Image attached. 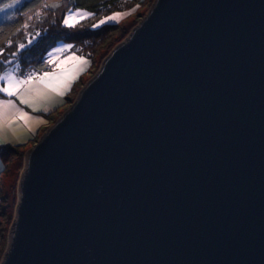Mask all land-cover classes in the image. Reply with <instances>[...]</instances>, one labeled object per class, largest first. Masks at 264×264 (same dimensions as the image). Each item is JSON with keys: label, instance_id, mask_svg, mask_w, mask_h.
<instances>
[{"label": "water", "instance_id": "obj_1", "mask_svg": "<svg viewBox=\"0 0 264 264\" xmlns=\"http://www.w3.org/2000/svg\"><path fill=\"white\" fill-rule=\"evenodd\" d=\"M16 195L0 264H264V0H154Z\"/></svg>", "mask_w": 264, "mask_h": 264}, {"label": "trees", "instance_id": "obj_2", "mask_svg": "<svg viewBox=\"0 0 264 264\" xmlns=\"http://www.w3.org/2000/svg\"><path fill=\"white\" fill-rule=\"evenodd\" d=\"M121 1L122 0H60L59 7H49L45 9L48 13L47 15H42L40 19H35V14L42 5L35 3V0H20V3L17 4L14 9H9L7 12L0 13V28L5 29L3 38L0 40V47H3L9 38L13 39L15 42L22 41L27 44L28 37L26 31L22 28V24L25 22L29 24V29L27 31H30L33 35L39 32L40 35L37 36L31 44H27L16 57L8 55L15 50V43L12 47L5 48L6 55L4 58L11 59L12 64H0V70L18 64L21 72L34 69L40 71V69L46 65L44 61L47 58L49 50L59 42L71 43L73 48L70 51L83 55L93 62L97 54L103 50L108 52L117 41L125 36L126 32L117 27L116 24H106L97 29H91L85 24H79L75 28L70 29L61 24L62 17L64 13L71 8H81L96 13L97 15L107 13L121 8V6H123L121 5ZM140 1L141 0H139V2ZM6 2L7 0H0V3ZM9 12L16 13L13 20L5 19ZM53 12H55L54 15ZM30 15L33 16L34 19L28 21L27 18ZM18 28L21 29V31L13 35ZM65 98L66 100L70 99L68 97ZM44 116L51 117L52 113L44 114ZM53 117L55 118V116ZM52 123L53 122H51V124ZM37 137L38 136L30 140L31 145ZM23 146L24 144H17L0 147V158L4 165L5 174L8 172V164L14 158H20L23 161V154L25 151L22 148ZM3 194L1 189L0 206L2 201L6 202V196ZM2 217L6 226H10L13 219V212H6L4 208H0V218ZM2 228L3 227L0 226L1 238L3 237L2 234L5 229Z\"/></svg>", "mask_w": 264, "mask_h": 264}, {"label": "snow or ice", "instance_id": "obj_3", "mask_svg": "<svg viewBox=\"0 0 264 264\" xmlns=\"http://www.w3.org/2000/svg\"><path fill=\"white\" fill-rule=\"evenodd\" d=\"M20 0H7L6 3H0V13L7 12L9 9H14ZM35 3L42 5V7L36 12L35 19H40L42 15L48 13L45 9L49 7H59L60 0H35ZM138 7V5H137ZM55 12H53V15ZM96 13L83 10L81 8L69 9L62 17L61 24L67 28H75L81 22L87 20L89 17L94 16ZM23 15V14H21ZM123 15L121 13H113L112 15L106 16L101 19L98 23L91 25L93 28L101 27L105 24H111L118 22V18ZM16 16L15 12H9L5 19L13 20ZM28 21L34 19L33 16H28ZM22 28L26 31L27 44H31L37 36L40 35L36 32L34 35L27 31L29 24L27 22L22 24ZM5 29L0 28V40L3 38ZM21 29H17L16 35ZM15 43V50L10 54L11 57H16L27 44L25 42H15L9 38L3 47H0V64L9 65L12 64L11 59H5V48L12 47ZM72 45H64L62 49H53L48 54L49 58H46L44 63L51 64L58 60L56 53H62L66 49H72ZM68 61H72L68 64ZM89 63L87 58L77 56L73 53L71 56H67L64 60H59L56 63V68L49 71L47 69L41 71L21 72L19 65L15 64L12 67H5L0 70V94H3V98L0 97V140L4 133V126L10 121L19 119L27 123L29 119L33 117L27 111L17 106L12 97L19 100L21 105H25L32 109L34 112H39L41 109L37 108L36 105L43 103H50L56 98H60L62 101L63 96L66 94V90L69 88L70 82L73 81L80 71L83 70L84 65ZM59 69V70H57ZM51 109H43L47 112ZM39 119V117H36Z\"/></svg>", "mask_w": 264, "mask_h": 264}, {"label": "rangeland", "instance_id": "obj_4", "mask_svg": "<svg viewBox=\"0 0 264 264\" xmlns=\"http://www.w3.org/2000/svg\"><path fill=\"white\" fill-rule=\"evenodd\" d=\"M153 1L154 0H141L139 2V0H122L121 5H123V6H121V8H118L116 10H113V11H110L107 13H102L99 15L95 14L94 16L89 17L87 20L81 22L80 24H85V25H87V27H90L91 29H97V28L91 27V25L98 23L101 19H103L106 16L112 15L113 13L123 14L118 18V22L111 23V24H116L117 27H119L120 29H123L126 32L125 36L121 40L117 41L112 46V47H114L116 44L120 43L127 36V34L131 31V29L133 27H135L143 19L145 14L148 12L150 6L152 5ZM137 5H138V7H137ZM71 9H75V8H71ZM89 12H91V11H89ZM69 44L72 45L71 43L59 42L49 50L48 54L50 52H52L53 49H62L64 45H69ZM70 50L71 49H66L62 53H56L55 55L58 57V60L56 62L51 63V64H46L43 68L40 69V71L42 72L45 69L51 71V70L55 69L56 63H58L59 60H64L65 57L71 56L73 53H75V52L70 51ZM108 52L103 50L102 52H100L99 54H97L94 57L93 62L87 58L89 63L84 65L83 70L80 71L79 73H77L75 79L70 82L69 88L66 90V94L63 96V100H64L63 101L64 102L63 107L58 109V111L53 113L52 116L49 118L44 116L45 118H47V120L44 119V120H46V124H45V126L39 127V134H37L38 137L43 132H45L46 128L51 124V122H54L64 112L65 108H67V106L70 105V103L74 101L77 93L80 91V89L83 87V85L99 69V66H100L102 60L105 58V56L108 54ZM64 53H66L65 56L63 55ZM48 54H47V58H49ZM75 55L84 57L83 55H79L77 53H75ZM71 63H72V61H68V64H71ZM57 70H59V69H57ZM65 97H68L70 99L66 100ZM53 116H55V118ZM42 125H44V124H42ZM37 138L33 141L34 143L36 142ZM30 146H31V142L27 146L24 145L22 148H23V150L26 151L28 148H30ZM21 171H22V159L14 158L8 164V172L2 177V180H1L2 185L1 186H2V192L4 193L3 195L6 196V198H5L6 202L2 201L0 208H4L6 210V212H11V213L13 212L14 213V207H15L16 199H17V197H16L17 196L16 195L17 182H18V179L20 177ZM0 222H1L0 226L5 228L3 231V234H2L3 237L2 238L0 237L1 243L3 245L2 248L0 249V257H1L2 253L4 251V246L6 244V238H7L9 225L6 226V223L3 219V217L0 218Z\"/></svg>", "mask_w": 264, "mask_h": 264}, {"label": "crops", "instance_id": "obj_5", "mask_svg": "<svg viewBox=\"0 0 264 264\" xmlns=\"http://www.w3.org/2000/svg\"><path fill=\"white\" fill-rule=\"evenodd\" d=\"M63 55L65 56L66 53H64ZM0 97H3V94H0ZM3 98L7 99V97H3ZM12 99L15 101L17 106L24 109V111H27L30 114V116L33 118L29 119L27 123H25L24 121H20L19 119H15L14 121H10L6 123L4 126V133L2 136V140H0V147L8 146V145L9 146L17 145V144H24L25 146H27L30 143V140L36 137L37 134H39V127L45 126L46 120L49 117L47 116V118H45L44 114H48V113L53 114L56 111H58V109L63 107V104H64L63 98H62V101L60 100V98H56L50 103H43V104L36 105V107L41 109V111L34 112L32 111L31 108L25 105H21L19 103V100H17L15 97H12ZM43 109H51V110L45 112L43 111ZM36 117H39V119H36ZM4 172H5L4 165L0 158V190L2 189L1 180H2V177L5 175ZM2 246L3 245L0 240V249L2 248ZM5 246H4V249H5Z\"/></svg>", "mask_w": 264, "mask_h": 264}, {"label": "built area", "instance_id": "obj_6", "mask_svg": "<svg viewBox=\"0 0 264 264\" xmlns=\"http://www.w3.org/2000/svg\"><path fill=\"white\" fill-rule=\"evenodd\" d=\"M31 71H38L37 69L34 70H26L25 72H31Z\"/></svg>", "mask_w": 264, "mask_h": 264}]
</instances>
